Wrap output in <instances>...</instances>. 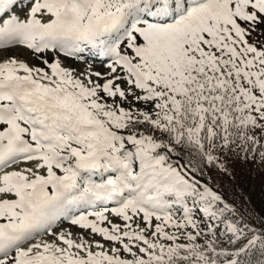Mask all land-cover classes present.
I'll return each instance as SVG.
<instances>
[{
	"label": "snow or ice",
	"instance_id": "6c2138e0",
	"mask_svg": "<svg viewBox=\"0 0 264 264\" xmlns=\"http://www.w3.org/2000/svg\"><path fill=\"white\" fill-rule=\"evenodd\" d=\"M14 46L43 66L0 60V264H264L219 182L264 168V0H0Z\"/></svg>",
	"mask_w": 264,
	"mask_h": 264
},
{
	"label": "trees",
	"instance_id": "16d2710c",
	"mask_svg": "<svg viewBox=\"0 0 264 264\" xmlns=\"http://www.w3.org/2000/svg\"><path fill=\"white\" fill-rule=\"evenodd\" d=\"M233 168L235 179L224 176L219 178V182L228 198L234 200L238 205L243 204L252 208L255 212H259L260 209L264 208V168H260L252 163L245 164L241 160L233 161ZM254 168H256V174H254L253 179L256 181V188L253 194L247 199L241 193L240 187L245 180H249L248 171ZM259 257V252H254L249 259L252 261V264H255V261Z\"/></svg>",
	"mask_w": 264,
	"mask_h": 264
},
{
	"label": "rangeland",
	"instance_id": "374dc122",
	"mask_svg": "<svg viewBox=\"0 0 264 264\" xmlns=\"http://www.w3.org/2000/svg\"><path fill=\"white\" fill-rule=\"evenodd\" d=\"M27 9H25L24 11H19L18 10V14L21 16V18H24V16L26 15ZM50 55V54H49ZM10 57H14L18 60H23L28 62L30 65H38V66H43L40 64L39 59H37L33 53H31L29 50L23 48V47H19V46H14V47H10L7 49H0V60H5L8 59ZM91 59L93 62V69L96 71H101L104 72L106 71L105 68L100 67L99 66V61H95L92 58H88ZM66 63H71L73 67H78V68H83L85 67V65H83L82 63H80L79 61H73V62H66ZM249 174V172H248ZM252 174V171H251ZM254 174V173H253ZM252 174V175H253ZM255 189V186L252 185V183H244L241 185L240 190L248 197L252 191ZM76 231H79L78 229H76ZM50 239V238H48Z\"/></svg>",
	"mask_w": 264,
	"mask_h": 264
},
{
	"label": "bare ground",
	"instance_id": "6f19581e",
	"mask_svg": "<svg viewBox=\"0 0 264 264\" xmlns=\"http://www.w3.org/2000/svg\"><path fill=\"white\" fill-rule=\"evenodd\" d=\"M20 47V46H19ZM93 60H95V59H93ZM95 61H97V60H95Z\"/></svg>",
	"mask_w": 264,
	"mask_h": 264
}]
</instances>
